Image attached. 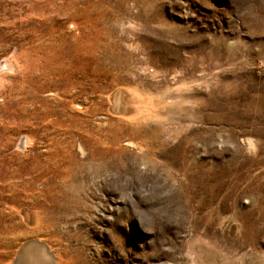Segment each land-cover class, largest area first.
<instances>
[{
	"label": "rangeland",
	"instance_id": "374dc122",
	"mask_svg": "<svg viewBox=\"0 0 264 264\" xmlns=\"http://www.w3.org/2000/svg\"><path fill=\"white\" fill-rule=\"evenodd\" d=\"M30 240L264 264V0H0V264Z\"/></svg>",
	"mask_w": 264,
	"mask_h": 264
},
{
	"label": "bare ground",
	"instance_id": "6f19581e",
	"mask_svg": "<svg viewBox=\"0 0 264 264\" xmlns=\"http://www.w3.org/2000/svg\"><path fill=\"white\" fill-rule=\"evenodd\" d=\"M134 102V101H133ZM136 103H137V101H136ZM141 104H143V103H141ZM150 105V104H149ZM143 106V105H142ZM148 107V106H147ZM143 108V107H142ZM151 108V107H150ZM144 109V108H143ZM147 110V109H146ZM153 110H155L154 108H153ZM143 111V110H142ZM144 111H145V109H144ZM151 112H153L152 110H150ZM147 112V111H146ZM154 113V112H153ZM129 114V113H128ZM135 114H136V112H135ZM149 114V113H148ZM155 114V113H154ZM137 115V114H136ZM140 115V114H139ZM147 115V114H146ZM145 115V116H146ZM144 116V117H145ZM152 116H153V114H152ZM142 117H143V114H142ZM147 117V116H146ZM36 245V246H38L37 248H38V250H39V252H37V253H39V254H37V255H46V256H49V257H51L52 259H50L51 260V262H50V264H55L54 262H56V261H54V255H53V253H52V251L48 248V246L45 244V243H43V242H40V241H35V240H30V241H26L25 243H23L21 246H20V248L18 249V254H23V252L29 247V246H32V245ZM46 253V254H45Z\"/></svg>",
	"mask_w": 264,
	"mask_h": 264
}]
</instances>
